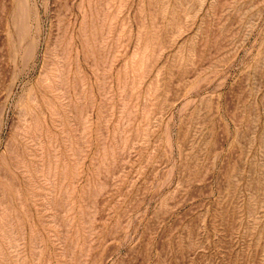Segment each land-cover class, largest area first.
Wrapping results in <instances>:
<instances>
[{
  "label": "rangeland",
  "instance_id": "rangeland-1",
  "mask_svg": "<svg viewBox=\"0 0 264 264\" xmlns=\"http://www.w3.org/2000/svg\"><path fill=\"white\" fill-rule=\"evenodd\" d=\"M0 264H264V0H0Z\"/></svg>",
  "mask_w": 264,
  "mask_h": 264
}]
</instances>
